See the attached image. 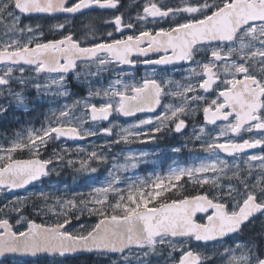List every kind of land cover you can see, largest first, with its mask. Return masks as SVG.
I'll list each match as a JSON object with an SVG mask.
<instances>
[{
  "label": "snow or ice",
  "instance_id": "6c2138e0",
  "mask_svg": "<svg viewBox=\"0 0 264 264\" xmlns=\"http://www.w3.org/2000/svg\"><path fill=\"white\" fill-rule=\"evenodd\" d=\"M29 88L58 106L0 140V264H264V0H0V117ZM170 135L206 155L140 175L154 153L113 147ZM101 164L87 191H33Z\"/></svg>",
  "mask_w": 264,
  "mask_h": 264
},
{
  "label": "rangeland",
  "instance_id": "374dc122",
  "mask_svg": "<svg viewBox=\"0 0 264 264\" xmlns=\"http://www.w3.org/2000/svg\"><path fill=\"white\" fill-rule=\"evenodd\" d=\"M42 21H40L41 23ZM44 23V21H43ZM147 70H144L143 72L139 73L138 75H136V73H134L135 78L137 80L142 79L146 73ZM159 71V70H158ZM164 76H171L174 79L179 80L181 78V74L180 72H172L171 70H168L167 72H163L162 73ZM115 79V74L114 73H105L102 77L99 78H94L93 79V87L96 86H107L108 83L110 82V80ZM69 88L71 89L73 96L69 97L68 100L69 102L72 101V99L74 98H83L88 91V88L86 85L82 84L80 81L76 80L75 78H73L71 80V82L69 83ZM29 92H33V89L29 88L28 89V93ZM34 93V92H33ZM60 100H63L64 98L61 97L59 98ZM35 100V99H34ZM99 102V101H97ZM58 105H53L47 102V100L43 103L38 102V104L34 107L31 106L30 108L32 109L31 112L28 113H24L22 119L26 120L23 122V125H20V130L26 128L27 126H29V122L31 123V125H35V126H39L40 123H42L44 121V116L47 114L48 109L51 107H56ZM40 108V112L38 114V116L35 118V111ZM16 113H20L19 111H17ZM33 113V116H29V114ZM6 116H11V119H15L17 118H21L20 115H15L14 113L11 114H6ZM4 116V117H6ZM120 117L116 116V118H114L112 121L116 122L118 125H127V123L131 122L134 119H131L128 122H123L119 120ZM198 117L195 119V123L199 124L201 122L198 121ZM187 131L189 133H191L192 128H191V124L189 126V128L187 129ZM178 140L176 145L174 146H180L181 144H183L185 142V137L184 136H180L177 135ZM111 139V137H107V136H99V137H92L89 138V140L92 141V143L88 142L86 143H82L79 145H83L85 148H91L96 146V144L98 143H102L105 140H109ZM171 139V142L174 140L172 138V136H168L167 139H162L158 142H148V143H131V144H124L121 143L119 145H114L113 147L116 148V150L119 152L120 150H132L134 152H140V151H148L151 153H154V156H152L149 159V163L148 164H143L140 166V168L138 169V173L140 175H145L149 172H153V171H166L167 168L173 164L174 161L182 164V165H189L192 163H195L197 161L198 157H204L206 154L201 151L198 147L193 149L191 147V143L193 142H189L190 146L188 148H184L183 150H185L186 152L190 153V159L188 161V163H183L181 162V158L180 153H173L171 152V148L167 149L166 145H168L170 142L168 140ZM175 142V141H174ZM198 143V142H197ZM180 144V145H179ZM75 145V144H74ZM73 144L70 145V147H72ZM168 152V153H167ZM111 163V161L109 162ZM147 166V168H150L149 171L147 170L146 172H142V167ZM107 165L105 164H101L99 165V171L97 173H76L73 172L71 169H65L64 171L61 172V174L59 176H51L48 177V179L46 180L45 183H41L40 185H38L37 187H35V189H33V191H37L39 189H44V190H48L50 188H59V189H63L65 185H67L70 188H76L78 190H83V191H87V189L90 187V182H86L88 181V177L89 176H94L97 177L98 179L96 181H93L95 183H100L103 182L105 176L107 175ZM130 174V173H129ZM88 216L87 214H85V216L83 217V219L85 221L91 222L90 220H88ZM74 223H77L74 221ZM84 264H91L90 261L85 260L83 262Z\"/></svg>",
  "mask_w": 264,
  "mask_h": 264
},
{
  "label": "flooded vegetation",
  "instance_id": "af4514ba",
  "mask_svg": "<svg viewBox=\"0 0 264 264\" xmlns=\"http://www.w3.org/2000/svg\"><path fill=\"white\" fill-rule=\"evenodd\" d=\"M41 23H43V21L41 22ZM77 32H79L80 31V28L79 27H77ZM154 67V66H153ZM144 70H147L144 66H138V68L134 71V73H136V75H138L139 73H141V72H143ZM158 70H160V69H158ZM169 70H171V66H169ZM181 74V73H180ZM33 92H34V90H33ZM33 92H29L28 93V99H29V101H31V103H30V107L31 106H36L37 104H38V101H37V99H36V97H35V95H34V93ZM35 99V100H34ZM40 108H38L36 111H35V118L38 116V114H39V112H40ZM15 115H20L21 116V118H15L14 120L13 119H11V116H6V117H0V140H2V138L3 137H12L16 132H18V131H21L20 130V125H23V122L24 121H26V120H24V119H22V117H23V112H20V113H14ZM29 116H33V113L32 114H29ZM116 116H118V117H120L119 115H115L113 118H112V120L114 119V118H116ZM121 119H124V118H122V117H120ZM119 118V119H120ZM199 119H198V121L199 122H202V118L201 117H198ZM132 119H135V118H132ZM86 142H88V140L86 141ZM85 142V143H86ZM56 145L55 144H53V145H50L49 146V152L48 153H46V155H48V154H51V149L53 148V147H55ZM66 146H68V147H70V142H66ZM250 151H254V152H259V149H255V150H250ZM229 159H231V158H229ZM48 179V177L47 178H45V181ZM41 183H38L37 185H36V187L38 186V185H40ZM35 189V188H34ZM39 222V221H38ZM259 227H260V222L259 221H257L256 222V225H255V227H254V229H250L249 231L250 232H252V236H249L247 233L245 234V236L243 237V238H245V239H251V238H253L254 236H255V232L257 231V230H259ZM82 259H84V258H82ZM86 259H84V261H85Z\"/></svg>",
  "mask_w": 264,
  "mask_h": 264
},
{
  "label": "trees",
  "instance_id": "16d2710c",
  "mask_svg": "<svg viewBox=\"0 0 264 264\" xmlns=\"http://www.w3.org/2000/svg\"><path fill=\"white\" fill-rule=\"evenodd\" d=\"M31 114V113H30ZM120 121H123V122H128V121H130L131 119H126V120H124V119H119ZM178 140V137L176 136L175 137V139L171 142V139L170 140H168L170 143L168 144V145H166V148L167 149H170L172 146H174V145H176V143H177V140ZM175 141V142H174ZM180 145V144H179ZM116 149V148H115ZM168 153V152H167ZM180 158H181V162H183V163H188V161H189V159H190V153L189 152H186L185 150H183L181 153H180V156H179ZM142 169V172L144 173V172H146L147 170L149 171V169L150 168H147V166H145V167H142L141 168ZM188 187L191 189L193 186L191 185V184H189L188 185ZM95 217H91V218H88V220H90L91 222H93V221H95ZM84 262V259H80L79 261H77L76 262V264H84L83 263Z\"/></svg>",
  "mask_w": 264,
  "mask_h": 264
},
{
  "label": "water",
  "instance_id": "95a60500",
  "mask_svg": "<svg viewBox=\"0 0 264 264\" xmlns=\"http://www.w3.org/2000/svg\"><path fill=\"white\" fill-rule=\"evenodd\" d=\"M141 66H143V65H141ZM115 116V115H114ZM114 116H112L110 119L112 120V118L114 117ZM120 117H122V116H120ZM122 118H124V119H132V118H125V117H122ZM105 123H107V122H105ZM87 140H84V141H68V142H70V144H79V143H83V142H86Z\"/></svg>",
  "mask_w": 264,
  "mask_h": 264
}]
</instances>
